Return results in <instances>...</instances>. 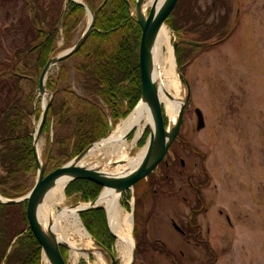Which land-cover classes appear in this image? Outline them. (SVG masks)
<instances>
[{"label":"rangeland","instance_id":"374dc122","mask_svg":"<svg viewBox=\"0 0 264 264\" xmlns=\"http://www.w3.org/2000/svg\"><path fill=\"white\" fill-rule=\"evenodd\" d=\"M135 1L131 2L135 4ZM201 2L203 4L205 1ZM232 15L230 35L214 46L196 50L195 56L185 63L184 71L180 69L190 81L191 99L184 110L179 135L166 156L170 170L165 171L158 164L152 172L159 178L167 175L169 181L151 185L155 188L144 197L141 193L146 182L122 194L121 204L133 217L137 246V257L133 264H205V259L210 255L203 243L192 246L172 226L176 222L183 227L194 208L198 210L200 235L216 253L213 264H264V0H234ZM30 17L26 0H0V68L3 67L0 74H10L11 69L6 68L4 63L21 66L20 62H16L15 50L22 46L27 37ZM87 25L86 12L70 41L59 35L56 52L52 56L72 47ZM166 26L172 46L174 41L180 42L181 36ZM175 59L179 70L177 54ZM76 60V57L71 58L67 64L72 68ZM58 70V64L53 66L47 79H56ZM32 74L38 83L39 75ZM77 77L72 70L66 82L57 86L69 94L84 96ZM22 84L30 94L38 92L34 91L28 80H23ZM61 94L55 95L58 101ZM0 95L1 109L7 103V95L4 92ZM49 100L50 95L44 97L37 93L34 102L41 112L44 102ZM196 107L203 111L205 118V127L201 130L196 127ZM126 109L125 103L122 110ZM107 117L110 129L126 118L114 120L110 114ZM166 118L168 123L170 117L167 114ZM38 121L34 119L33 128L37 127ZM144 129L146 131L147 127ZM59 130L63 133L67 131L54 123L49 136L41 135L39 146L43 161L46 160L50 143L53 145L54 132ZM144 132L131 149V155H137L146 145L148 137L141 143ZM181 169L183 175L179 173ZM37 172L38 168L28 176L31 188ZM152 178L148 174L145 179L150 183ZM189 178L197 187L199 185L204 201L202 210L196 204V190L187 184ZM127 199L130 208L124 206ZM80 202L84 201L78 196L66 195L60 206H55V212L58 213L63 206H76ZM135 206L138 207L136 218ZM159 246L166 250L163 252ZM67 249L69 264H102L91 252L81 254L79 260L73 262L71 247ZM113 251L117 254L116 246ZM105 264H108L107 261Z\"/></svg>","mask_w":264,"mask_h":264},{"label":"trees","instance_id":"16d2710c","mask_svg":"<svg viewBox=\"0 0 264 264\" xmlns=\"http://www.w3.org/2000/svg\"><path fill=\"white\" fill-rule=\"evenodd\" d=\"M83 1L95 10L104 0ZM201 1L178 0L165 21L181 36L176 54L182 71L185 63L195 56L196 50L214 46L230 35L234 0H204L203 4ZM26 6L31 13L27 37L22 46L15 50L16 62H20L21 66L4 63L6 68L11 69L10 74H0V93L7 95L6 105L0 109V192L7 198L27 194L31 189L28 176L38 168L32 137V122L41 115L34 102L38 92L30 94L28 90L25 91L22 81L28 80L34 91L37 90L38 83L32 73L40 75L50 56L56 52L59 35L70 41L86 14L85 7L73 0H26ZM141 34L142 29L131 14L127 0H106L84 45L58 64L59 76L56 79H47V88L54 92V97L42 134L49 136L54 123L67 131L54 132L46 173L105 137L110 129L108 114L118 120L126 117L137 105L142 94L139 65ZM183 38L210 41L211 44L197 47L183 42ZM74 57L77 60L71 68L67 62ZM1 68L0 73L3 71ZM72 70L78 76L77 81L84 96L69 94L57 86L66 82ZM59 94L60 101L55 97ZM125 103L127 109L123 111ZM149 132L150 128L147 127L141 143L147 140ZM187 145L192 149L190 144ZM161 164L165 169L166 164L163 161ZM149 178H152L150 183L148 179H142L134 185L137 189L146 182L141 193L143 197L155 188L153 186L169 181L165 174L159 178L151 173ZM102 188L91 180L75 179L66 186L65 193L68 197L78 196L80 200L88 202L95 199ZM196 189V204L202 210L204 201L199 185ZM27 204V201H0V264H42V246L29 227ZM124 206L130 208L128 199ZM137 210L138 207L135 208V218ZM197 215V209L189 214L187 229L194 239L206 247L210 255L208 264H213L217 256L210 243L200 235L201 225ZM80 216L88 231L113 250L116 236L109 229L106 211L94 208L81 212ZM158 248L163 252L166 250L162 246ZM61 250L67 260V247H61Z\"/></svg>","mask_w":264,"mask_h":264},{"label":"water","instance_id":"95a60500","mask_svg":"<svg viewBox=\"0 0 264 264\" xmlns=\"http://www.w3.org/2000/svg\"><path fill=\"white\" fill-rule=\"evenodd\" d=\"M81 5H83L86 9L87 14L91 13V20L88 22V25L83 32L82 36L77 40V42L70 48L62 51L56 56H50L46 65L41 71V74L38 79V90L39 95L44 96L49 94L50 100L46 103L44 102L42 113L38 121L37 127L34 128L32 137H33V150L35 153V157L38 165V172L34 186L30 189V191L17 198H6L0 195V200L2 203H17L21 201H27V217L29 220V227L34 233L35 237L39 241L42 246L43 253L47 256L52 264H68L65 260L61 247H70L67 243L58 242L56 239L55 232L52 230L53 222L49 224V232L45 231L43 228L42 222L40 220V207L41 202L45 198L48 191L55 185L57 180L63 176H67V181L65 187L75 179H88L95 183H98L103 188L112 187L116 188L122 192L127 190H131L138 181L145 179L148 177V174L154 172L155 168L158 164L166 159L168 152L170 151V147L173 142L177 139L179 135V131L181 130L182 123L184 120L185 108L189 103V99H191L192 88L190 81L186 79V76L181 72V68H179L178 72L180 75V80L185 87V99L183 104L178 110V116L175 123L168 127L165 123L166 114L164 111V106L159 97V86L156 79L153 75V47L156 42V38L159 34V31L163 25H165V21L167 17L170 15L174 6L177 4L178 0H162L159 3V0H154L151 7H148L146 12L143 11V5L146 0H136L135 4H133L130 0H127L128 7L131 11V14L136 18L137 23L140 25L142 29L141 41H140V74H141V82H142V94L140 97L139 103L147 104L153 114L154 119V129L149 126L150 132L148 136L147 143L148 151L140 166L132 173L124 175V176H109L99 173L98 171L84 167L79 164V161L83 158V156L97 143L103 138L107 137L108 134L90 144L86 149H84L81 153L77 154L71 160L66 162L65 164L55 168L54 170L46 173L47 163L50 157L52 145H50L49 150L47 152L46 160L43 161L40 159L38 154L37 146L40 141V137L42 135V130L46 121L47 113L49 106L53 99V92L46 88V80L51 68L57 64H59L62 60L69 58L74 53H76L84 44V42L89 37L90 33L94 29V24L97 19V16L105 4L106 0L103 1L101 5H99L95 10L91 9L87 3L83 0H73ZM159 4V5H158ZM183 42L197 46V47H205L211 44L208 42H200L189 38H183ZM177 41H174L173 48L176 56V49L178 46ZM177 69V68H176ZM136 105V106H137ZM134 107V109L136 108ZM133 109V110H134ZM195 113L197 115V129L201 130L205 127V118L203 111L200 110L199 107L195 108ZM111 130V129H110ZM182 162H184L182 160ZM101 190V192H102ZM101 192L99 195L88 202H80V203H88L87 206L79 208L77 213L80 218V213L83 211L91 210L94 208H104L102 205H98L97 201L100 198ZM74 207V206H71ZM105 209V208H104ZM106 211V209H105ZM108 226L113 235H117L111 229L109 225V218L106 211ZM81 219V218H80ZM82 221V220H81ZM176 230L182 232L181 227L173 222V225ZM94 244L97 246L96 248L103 251V255L108 264H120L121 260L117 254L114 253L113 250L106 247L102 242L96 239L91 234ZM137 257V246L133 249V257L131 261L127 264H133L136 261Z\"/></svg>","mask_w":264,"mask_h":264},{"label":"bare ground","instance_id":"6f19581e","mask_svg":"<svg viewBox=\"0 0 264 264\" xmlns=\"http://www.w3.org/2000/svg\"><path fill=\"white\" fill-rule=\"evenodd\" d=\"M161 1L159 0V3ZM153 2L154 0H146L142 7L143 11L146 12ZM90 20L91 13H88V22ZM166 25L165 23L161 27L152 50L153 75L159 86V97L164 106V112L170 117L168 124L170 128L177 119L186 90L176 69L177 60ZM149 126L154 129L152 111L147 104L139 103L126 118L111 128L107 137L95 143L79 164L109 176H124L134 172L143 162L148 151V144L137 155H131V149L145 131L144 128ZM131 135H133L132 138H129ZM37 149L42 160L39 144ZM66 181L67 176L59 178L41 202L39 217L43 228L49 232V224L53 222L52 230L55 232L57 241L67 243L71 247L73 262H77L81 254L91 252L99 263L105 264L103 251L94 246L91 233L83 225L77 213L79 208L87 206L88 203H79L74 207L63 206L58 213L55 212V206H60V203L66 199ZM122 194L123 192L116 188L105 187L97 203L106 209L109 225L117 235L113 248L116 246L120 264H127L133 257L136 240L133 234L132 214L127 213L121 204ZM43 261L44 264H52L44 253Z\"/></svg>","mask_w":264,"mask_h":264},{"label":"flooded vegetation","instance_id":"af4514ba","mask_svg":"<svg viewBox=\"0 0 264 264\" xmlns=\"http://www.w3.org/2000/svg\"><path fill=\"white\" fill-rule=\"evenodd\" d=\"M41 74V73H40ZM40 76V75H39ZM39 79V78H38ZM47 81V80H46ZM46 88H47V82H46ZM48 89V88H47ZM37 90H38V88H37ZM49 90V89H48ZM51 91V90H50ZM51 92H53V91H51ZM38 94H39V90H38ZM47 95V94H46ZM45 95V96H46ZM49 95V94H48ZM41 96V95H40ZM51 97V96H50ZM53 97H54V92H53ZM53 100V99H52ZM41 113H42V111H41ZM41 116V115H40ZM163 162L166 164V168L164 169L163 168V165L161 164V162L159 163L160 165H161V167L165 170V171H169L170 170V164L168 163V160L167 159H165V160H163ZM181 165H183L184 166V163L182 162V160H181ZM183 169H181V171L179 172V173H181V175H183ZM158 176V175H157ZM167 176V175H166ZM187 184H189L190 185V187H191V189H195V190H197L196 188H197V185H195V183L192 181V179L191 178H189V180H188V183ZM128 191V190H127ZM2 193L0 192V195H1ZM2 196H4L3 194H2ZM5 197V196H4ZM21 197V196H20ZM196 197V196H195ZM7 198V197H6ZM1 201V200H0ZM195 209V208H194ZM194 209H192V211L194 210ZM192 213V212H191ZM188 218H187V220H186V222H185V224H182V225H184L183 227H181V229H182V232H181V234H182V236L185 238V240L188 242V243H190V244H192V246H201L202 245V243H201V241H198V240H196V239H194L193 237H192V235H191V233L190 232H188ZM31 229V228H30ZM187 236L188 237H190V238H187ZM183 251H181V254L182 255H185V254H183L182 253ZM199 255V253L198 254H196V256H198ZM208 260H209V257L207 258V259H205V264H208Z\"/></svg>","mask_w":264,"mask_h":264}]
</instances>
